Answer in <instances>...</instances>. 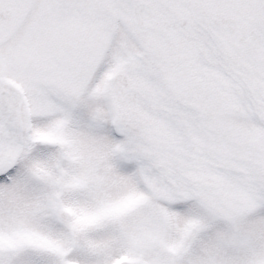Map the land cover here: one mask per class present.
<instances>
[{
	"label": "snow or ice",
	"instance_id": "snow-or-ice-1",
	"mask_svg": "<svg viewBox=\"0 0 264 264\" xmlns=\"http://www.w3.org/2000/svg\"><path fill=\"white\" fill-rule=\"evenodd\" d=\"M0 264H264V0H0Z\"/></svg>",
	"mask_w": 264,
	"mask_h": 264
}]
</instances>
